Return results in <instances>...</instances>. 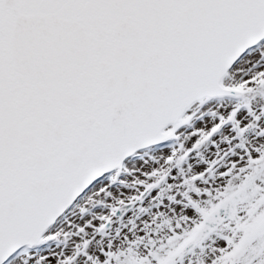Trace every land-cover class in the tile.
<instances>
[{
  "label": "snow or ice",
  "instance_id": "1",
  "mask_svg": "<svg viewBox=\"0 0 264 264\" xmlns=\"http://www.w3.org/2000/svg\"><path fill=\"white\" fill-rule=\"evenodd\" d=\"M0 264H264V0H0Z\"/></svg>",
  "mask_w": 264,
  "mask_h": 264
}]
</instances>
